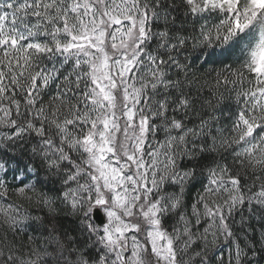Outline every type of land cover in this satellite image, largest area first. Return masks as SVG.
<instances>
[{"label":"snow or ice","instance_id":"1","mask_svg":"<svg viewBox=\"0 0 264 264\" xmlns=\"http://www.w3.org/2000/svg\"><path fill=\"white\" fill-rule=\"evenodd\" d=\"M260 253L264 0H0V264Z\"/></svg>","mask_w":264,"mask_h":264},{"label":"trees","instance_id":"2","mask_svg":"<svg viewBox=\"0 0 264 264\" xmlns=\"http://www.w3.org/2000/svg\"><path fill=\"white\" fill-rule=\"evenodd\" d=\"M62 223L63 226L65 228H71L72 227V221L71 218H67V219H62ZM256 264H264V253H260L257 257H256Z\"/></svg>","mask_w":264,"mask_h":264}]
</instances>
